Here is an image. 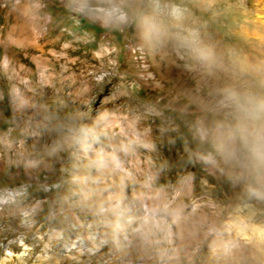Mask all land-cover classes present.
I'll return each instance as SVG.
<instances>
[{
  "label": "rangeland",
  "instance_id": "obj_1",
  "mask_svg": "<svg viewBox=\"0 0 264 264\" xmlns=\"http://www.w3.org/2000/svg\"><path fill=\"white\" fill-rule=\"evenodd\" d=\"M251 224L264 0H0V264H264Z\"/></svg>",
  "mask_w": 264,
  "mask_h": 264
},
{
  "label": "bare ground",
  "instance_id": "obj_2",
  "mask_svg": "<svg viewBox=\"0 0 264 264\" xmlns=\"http://www.w3.org/2000/svg\"><path fill=\"white\" fill-rule=\"evenodd\" d=\"M138 138H139V139H142V140H144V141H146L147 144H148L149 146L152 144V137H151V135H149V134H146V133H145V134H141L140 136H138ZM116 159H118L117 156L112 155V157H111L110 160L113 161V160H116ZM119 166H120V168H121L123 171H125V173H128V174H129V170L125 167V165H124L123 163L119 162ZM121 169H120V170H121ZM150 177H151V178H154V175L151 173ZM23 227H24L26 230H29L30 227H31V222H30L29 220L24 221V223H23ZM263 228H264L263 226L256 225V224L244 225V226H241V228H240V232H241V233L243 232L245 236H247L246 232H248V231H253V232H255L256 234H259V233H261V232L264 231ZM80 246H81V250L83 249L84 252H85V251H86V252L88 251V249H87L88 246L86 245L85 242L80 243Z\"/></svg>",
  "mask_w": 264,
  "mask_h": 264
}]
</instances>
